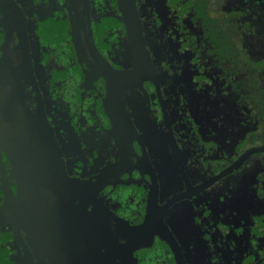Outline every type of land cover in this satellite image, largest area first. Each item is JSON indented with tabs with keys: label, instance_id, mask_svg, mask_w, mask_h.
Returning a JSON list of instances; mask_svg holds the SVG:
<instances>
[{
	"label": "flooded vegetation",
	"instance_id": "obj_1",
	"mask_svg": "<svg viewBox=\"0 0 264 264\" xmlns=\"http://www.w3.org/2000/svg\"><path fill=\"white\" fill-rule=\"evenodd\" d=\"M135 5L0 0V264H264V0Z\"/></svg>",
	"mask_w": 264,
	"mask_h": 264
},
{
	"label": "water",
	"instance_id": "obj_2",
	"mask_svg": "<svg viewBox=\"0 0 264 264\" xmlns=\"http://www.w3.org/2000/svg\"><path fill=\"white\" fill-rule=\"evenodd\" d=\"M121 3L123 5V7H125L126 9H128V5H129V9L131 10V14H132L133 19H134L135 29H136V34L138 37L139 45L142 48V52L144 54L146 61L149 62V55H148L145 43L143 42V36L141 33V28L137 22L138 17H137L135 0H121ZM129 22H127V23L131 24V20H129ZM130 31H131L132 35L135 34L134 28L131 27V25H130ZM23 35H24V40H25V51H26L25 60L27 61V65L29 66V69L31 70L32 69V62H31V57H30V52H29V42H28V38H27L25 25L23 27ZM3 59H0V62H2ZM133 73L134 72H129L128 75L131 76V75H133ZM18 85H21V80L18 82ZM20 87L23 88L22 86H20ZM1 107H2V102L0 101V108ZM33 125H37V121H36V123H35V121H33ZM15 136H16V138L13 136L15 139L13 141H10L9 148L12 150L13 156L15 157V161H17V163H18L19 173L21 174V176L23 178L26 179V181L24 182L26 187H24V188H29L30 185L32 184V182L30 181V179L27 176H24V175H28L32 171H27V167L28 168L33 167L36 165V163L42 164V161L47 162L46 159L39 157L38 156L39 154L35 150L38 148H41L42 145H43V148L41 149L42 151L46 148H50V144L48 143L49 140L41 137L39 134H37L35 131H32V130L19 134L18 136H20V137H18L17 135H15ZM34 143H37L39 145V147H35V148L30 149V148H28V146H25V144H34ZM54 143H55V141H54ZM32 163H35V164L32 165ZM24 166H27V167H24ZM42 166L46 167L45 164L41 165L40 167H42ZM22 192L24 193V191H22ZM27 203H28V201H27ZM28 209H30V208H28Z\"/></svg>",
	"mask_w": 264,
	"mask_h": 264
},
{
	"label": "rangeland",
	"instance_id": "obj_3",
	"mask_svg": "<svg viewBox=\"0 0 264 264\" xmlns=\"http://www.w3.org/2000/svg\"><path fill=\"white\" fill-rule=\"evenodd\" d=\"M187 5H188V3H185V5H184V8H186L187 7ZM114 19H112V20H107L106 18H104V17H102L101 18V23L100 22H98L97 23V31H98V38H99V40L101 41V43H102V45H103V47L107 50V51H110L111 52V49H112V42L109 40V38H108V36H107V34H106V29H108V27L109 26H111L112 25V23H114V21H113ZM55 43H57V42H53L52 44H50L51 46H52V48H51V50H54V52H55V55L56 56H58L59 57V55L61 54V51H64V50H67V47H66V44L65 43H61L58 47L56 46V44ZM120 54H124V56H126L128 53H127V51L126 52H121V53H118V56L120 55ZM51 58V60L53 59V56L52 57H50ZM115 58V57H114ZM50 60V61H51ZM61 61H62V63H64L63 62V58H61ZM118 66H121L122 64H121V62H123L122 60H120V59H118ZM121 61V62H120ZM79 83V82H78ZM77 84V80L75 79V77L74 76H69L68 77V79H67V81L64 83V91H65V100L66 101H69L71 104H75L74 103V99H73V97H72V88L75 86ZM12 88V90H16V88L15 87H11ZM130 95V97H129V100H130V103L131 104H133V103H139L140 104V100H137L136 98H135V96H134V94H132V93H130L129 94ZM72 107H73V105H71ZM37 134L39 133L37 130L35 131ZM60 139V138H59ZM25 146H28V148H30V149H32V148H35V147H39V145L37 144V143H34V144H25ZM45 146V145H44ZM62 147H63V150H64V152H65V148H64V145L62 144ZM41 148H43V145L41 146ZM39 155V157H42V158H44V159H46L47 160V162L50 164L51 162L53 163V156L51 155V151H48V150H40L39 148L38 149H36L35 150ZM48 151V152H47ZM42 152V153H41ZM66 154V153H65ZM235 159V158H234ZM87 161L89 162V163H91V161H92V159L90 158H87ZM43 162V161H42ZM69 165V164H68ZM83 167H84V165H83ZM45 169L46 170H48V168L47 167H44V168H42V170L41 171H45ZM84 169L86 170V168L84 167ZM68 170L70 171V168H69V166H68ZM70 174H72V172H70ZM44 177H45V175H43ZM46 177H47V175H46Z\"/></svg>",
	"mask_w": 264,
	"mask_h": 264
}]
</instances>
